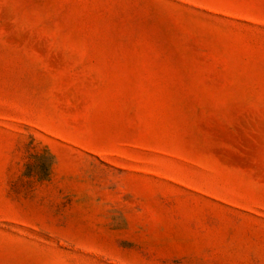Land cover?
Here are the masks:
<instances>
[{"label": "rangeland", "instance_id": "obj_1", "mask_svg": "<svg viewBox=\"0 0 264 264\" xmlns=\"http://www.w3.org/2000/svg\"><path fill=\"white\" fill-rule=\"evenodd\" d=\"M0 264H264V0H0Z\"/></svg>", "mask_w": 264, "mask_h": 264}]
</instances>
